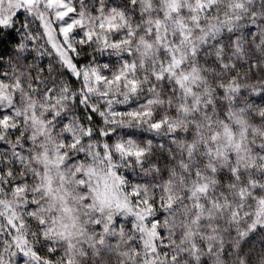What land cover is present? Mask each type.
<instances>
[{
	"label": "snow or ice",
	"instance_id": "1",
	"mask_svg": "<svg viewBox=\"0 0 264 264\" xmlns=\"http://www.w3.org/2000/svg\"><path fill=\"white\" fill-rule=\"evenodd\" d=\"M0 264H264V0H0Z\"/></svg>",
	"mask_w": 264,
	"mask_h": 264
}]
</instances>
